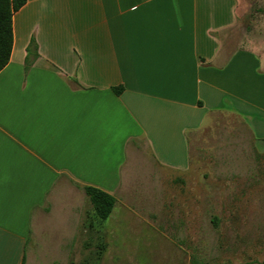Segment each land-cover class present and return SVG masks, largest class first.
Returning <instances> with one entry per match:
<instances>
[{
  "label": "crops",
  "instance_id": "obj_1",
  "mask_svg": "<svg viewBox=\"0 0 264 264\" xmlns=\"http://www.w3.org/2000/svg\"><path fill=\"white\" fill-rule=\"evenodd\" d=\"M237 6L27 0L14 13L0 71V264H81L82 238L109 245L111 216L82 225L83 186L126 207L146 178L140 223L172 229L170 216L159 223L174 198L161 188L190 170L193 136L219 114L242 119L263 152L264 41L226 44Z\"/></svg>",
  "mask_w": 264,
  "mask_h": 264
},
{
  "label": "rangeland",
  "instance_id": "obj_2",
  "mask_svg": "<svg viewBox=\"0 0 264 264\" xmlns=\"http://www.w3.org/2000/svg\"><path fill=\"white\" fill-rule=\"evenodd\" d=\"M237 15L225 35L230 48L264 41V0H238ZM191 162L188 172H172V181L161 188L174 198L172 207L171 199L165 201L159 223L170 216L172 229L154 231L140 223L136 211L148 187L143 173L145 182L126 207L118 195L104 222L110 244L95 264H264V150L256 149L247 125L233 115L215 116L193 136ZM89 211L86 197L82 225ZM83 241L77 249L81 264H93L86 258L97 248Z\"/></svg>",
  "mask_w": 264,
  "mask_h": 264
},
{
  "label": "trees",
  "instance_id": "obj_3",
  "mask_svg": "<svg viewBox=\"0 0 264 264\" xmlns=\"http://www.w3.org/2000/svg\"><path fill=\"white\" fill-rule=\"evenodd\" d=\"M26 2L27 0H0V71L8 64L12 53L14 42L13 15ZM38 55V44L35 38H32L27 48L26 68L30 67ZM122 89L123 87H114L116 93H121ZM83 189L91 204V211L88 212L86 222L92 223L94 219L100 221L108 219L116 204V198L112 194L93 186H83ZM106 247L104 241H99L96 246L97 249L91 253L92 261L89 262L87 257L86 262L98 263L102 259Z\"/></svg>",
  "mask_w": 264,
  "mask_h": 264
}]
</instances>
